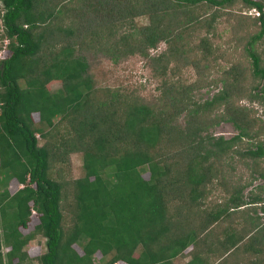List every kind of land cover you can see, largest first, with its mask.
Returning <instances> with one entry per match:
<instances>
[{"label": "trees", "instance_id": "1", "mask_svg": "<svg viewBox=\"0 0 264 264\" xmlns=\"http://www.w3.org/2000/svg\"><path fill=\"white\" fill-rule=\"evenodd\" d=\"M69 1L1 0L9 54L0 60V178L23 186L13 193L0 188V264H23L29 257L24 246L33 233L20 228L28 226L32 210L38 219L34 231L45 238L40 264H94L97 252L107 258L104 264H159L188 243L183 221L192 222L187 228L196 237L210 223L207 217L198 221L195 208L214 175L211 159L227 154L238 140L264 133L253 127L246 107L234 103L242 71L226 70L219 78L223 87L210 99L198 102L191 95L211 84L203 75L208 65L198 67L211 52L203 50L197 58L184 35L216 17L202 20L195 5L229 7L236 0H85L96 14L87 8L84 24L60 25L56 21ZM241 1L261 12L253 18L257 29L245 51L253 76L264 83V57L256 48L264 40V0ZM141 14L148 17L146 24L123 29ZM107 26L119 36L113 59L135 53L148 57L150 49L166 42V50L147 58L154 74L163 77L154 101L135 91L94 88L88 63L76 50L84 40L95 42L100 27ZM200 44L204 48L207 38ZM171 61L172 69L191 65L199 76L186 82L173 72L167 78ZM55 82L61 86L51 90ZM220 105L225 111L210 117ZM181 115L182 127L176 124ZM223 120L231 121L238 134L230 139L203 134ZM37 133L45 139L41 145ZM253 144L243 154L264 155V140ZM71 152L82 154L83 174L64 179ZM234 193L230 201L238 205L241 188ZM259 201L253 196L252 202Z\"/></svg>", "mask_w": 264, "mask_h": 264}, {"label": "rangeland", "instance_id": "2", "mask_svg": "<svg viewBox=\"0 0 264 264\" xmlns=\"http://www.w3.org/2000/svg\"><path fill=\"white\" fill-rule=\"evenodd\" d=\"M69 2L70 4L65 3L62 6L64 9V11H62V19L56 22H59L60 25H67L72 22L73 24L77 23V25L84 24L85 16L83 15L85 14L84 10L88 8L87 2H85V0H70ZM95 5H97V3H95ZM252 8L253 7L245 6L241 0H236L234 4L229 7H215L209 4L205 5L204 3L197 4L195 5L194 12L196 14L197 12L202 13V20L213 14H216V17L211 25H206V22H202L195 25L189 31L187 30L184 38L187 43L189 41V44L194 50V55L197 58L204 55L203 50L209 48L211 52L207 54L208 59L202 62L199 61L200 65L198 66L204 69L206 65H208L209 68L204 70L205 73H203V75L207 76L211 84L206 85L204 83L202 88L192 91L191 95L194 100L203 102L210 99L223 87V82H221L219 78L226 70L231 67L240 70L242 71L243 80L240 83L238 93L233 96L234 103L236 102L238 106L246 107L248 117L254 122L253 127H261L264 132V91L262 90L264 83L262 79L253 76L252 69L250 68V59L245 51L248 36L257 29L253 21V18L257 16L252 13ZM204 9L207 10L204 11ZM1 10L2 3L0 0V60L9 54L7 49L9 40L3 36ZM88 10L96 14L95 10L91 7H89ZM147 20L148 17L145 14L136 15L129 20L130 22L128 21L123 29L131 31L134 29L132 25L139 26L146 24ZM117 27L118 26L115 25V28ZM108 28V26L106 28L100 27V38L96 37L94 40L95 42L84 40L81 48L76 50V53L81 55L88 63L87 74L94 88L102 89L109 87L118 88L121 91L125 90L126 92L135 91L146 100V102L154 101L159 94V87L163 77L154 74L147 58L166 50V42L162 41L155 49H150L148 57L135 53L113 59V54L116 53L114 51L115 47L113 46L118 41L117 38L119 36L118 33L112 34ZM187 34L191 35L187 36ZM203 37L207 38V44L204 48L200 44V40ZM256 48L264 57V40L256 43ZM173 65L174 62L172 61L168 65L166 71L167 78L172 77L171 73L173 72H175L177 77L186 82H190L199 76L196 69L191 65L183 67L178 64L172 69ZM211 79L215 80V84L212 83ZM20 84H24L22 80H20ZM60 86L61 82H55L51 83L49 88H51V90H56ZM251 95H256L257 97ZM224 106L225 105L218 106L209 114L210 117L214 115L220 116V114L225 111ZM33 116L35 120H38L37 113H34ZM176 124L181 127L184 126L185 117L182 115L179 116L176 120ZM238 132L239 130L231 121L223 120L206 127L203 134L207 133L214 136L221 135L226 139H230L238 134ZM36 136L40 145L45 142V139L38 133ZM258 140H264V133L254 139H247V137H245L238 140L227 154L219 159H211L213 162L214 175L207 180L204 193L200 197L201 199H199L201 201L200 206H197L195 211L199 207L207 210H213V208L228 205L234 207L236 203H232L230 199L235 194V190L239 188H241L240 195L242 202H252L253 196L260 198L258 202L260 205L255 206L258 214L257 226L259 227L253 233L254 241H248L250 243L246 244H244V242L240 248L237 247V250L245 252L244 250H250V245H252L259 251V253L256 254V264H264V212L261 209V207L264 206V155L260 157H251L248 154H243L248 148H255V144L252 145V142L257 143ZM68 160L67 167L63 171L64 179L81 176L83 174L81 166L82 154L80 152H71L68 156ZM53 175H55V173H53ZM143 176L148 178V172L144 173ZM6 186L11 193L22 187L15 179L10 180V182L6 184L3 177H1L0 188ZM195 213L197 214L198 212ZM37 221L36 214L32 212L28 226L26 228H20L23 234L33 233V237L24 246V250L27 251L29 257L23 264H40L37 258L46 250L45 238L40 233L34 231V226ZM183 222L182 229L184 230V238H192L195 240L196 236L194 231L187 228L192 222L190 220L187 223H185V221ZM203 226L204 222H201L199 229L203 228ZM186 233L189 234L188 238L185 235ZM238 236L240 235L235 232L230 234V242L235 243ZM73 246L80 254L82 253L78 244H74ZM5 248V245H3L1 249L2 254L5 253ZM138 252L139 249L135 252V255H137ZM3 259L6 260L5 255H3ZM106 259L107 258L102 257L99 252L94 254V264H104ZM260 260L262 261L261 263L259 262Z\"/></svg>", "mask_w": 264, "mask_h": 264}, {"label": "crops", "instance_id": "3", "mask_svg": "<svg viewBox=\"0 0 264 264\" xmlns=\"http://www.w3.org/2000/svg\"><path fill=\"white\" fill-rule=\"evenodd\" d=\"M258 205V202L244 201L234 207L228 205L213 210L197 208V220L207 217L210 223L195 240L188 239L182 250L177 249L174 256L159 264H256L259 251L252 245L245 252L237 250V247L240 248L244 242L254 241L253 233L259 227L255 207ZM233 232L240 235L235 243L230 242V234Z\"/></svg>", "mask_w": 264, "mask_h": 264}, {"label": "built area", "instance_id": "4", "mask_svg": "<svg viewBox=\"0 0 264 264\" xmlns=\"http://www.w3.org/2000/svg\"><path fill=\"white\" fill-rule=\"evenodd\" d=\"M263 12H264V8H263ZM252 13H253L255 16H259V15H261L260 10H258V9L255 8V7L252 8ZM20 185L23 186V184H20ZM32 212H34V210H32ZM114 264H117V263H114Z\"/></svg>", "mask_w": 264, "mask_h": 264}]
</instances>
